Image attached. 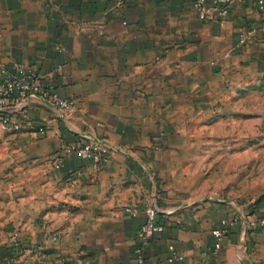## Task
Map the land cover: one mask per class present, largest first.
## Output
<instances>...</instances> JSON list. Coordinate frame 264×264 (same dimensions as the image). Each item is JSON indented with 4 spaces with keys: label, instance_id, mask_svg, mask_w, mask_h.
I'll return each instance as SVG.
<instances>
[{
    "label": "crops",
    "instance_id": "0c3cea01",
    "mask_svg": "<svg viewBox=\"0 0 264 264\" xmlns=\"http://www.w3.org/2000/svg\"><path fill=\"white\" fill-rule=\"evenodd\" d=\"M194 1L0 0V78L3 69L15 72L18 64L76 105L65 112L46 98L31 99L11 114L19 128L0 125V144L15 132L19 141L30 133L32 141L42 138L56 148L89 139L112 147L104 165L64 155L60 173L34 170L46 183L31 184L32 196L19 198L22 208L15 204L11 218L20 219L15 230L34 264H134L136 233L145 217L131 216L123 206L134 203L143 210L151 201L165 229L151 238L147 264H264V226L257 225L264 198L255 206L240 204L220 197L224 190L215 185L202 192H162L154 178L162 169L142 149L170 141L153 140L151 130L167 127V113L184 112L183 96L208 82L215 68L264 70L259 0H233L221 22L201 20ZM22 188L14 185L15 196ZM222 219L235 222L216 248L212 231ZM41 220L58 241L44 236ZM170 245L182 260L168 261ZM15 249L11 234H1L0 264Z\"/></svg>",
    "mask_w": 264,
    "mask_h": 264
},
{
    "label": "rangeland",
    "instance_id": "374dc122",
    "mask_svg": "<svg viewBox=\"0 0 264 264\" xmlns=\"http://www.w3.org/2000/svg\"><path fill=\"white\" fill-rule=\"evenodd\" d=\"M198 85L183 96L184 112L167 113V127L151 130L153 140L169 136L170 141L142 148L152 155L157 171L162 169V176H154L157 188L164 192L167 187H196L202 192L212 185L222 186L220 197L225 194L240 204L255 206L264 198V70L220 66L208 82ZM6 136V143L0 144V235L13 238L15 228H21L16 227L20 219H11L15 204L18 207L32 196L31 184L46 183V176L37 177L34 170L52 168L60 173L65 154L63 146L50 147L42 138L32 141L30 133L23 134L22 141L15 132ZM62 180L60 175L57 184ZM15 184L23 187L17 196ZM23 207L24 214H30ZM40 228L44 236L58 241L48 222L41 220Z\"/></svg>",
    "mask_w": 264,
    "mask_h": 264
},
{
    "label": "built area",
    "instance_id": "2783aa9c",
    "mask_svg": "<svg viewBox=\"0 0 264 264\" xmlns=\"http://www.w3.org/2000/svg\"><path fill=\"white\" fill-rule=\"evenodd\" d=\"M233 0H195L194 8L198 17L203 21L221 22L229 14ZM259 9L264 18V0H259ZM252 32L242 35L239 43L244 44L246 39ZM14 71L3 69L4 78H0V125L4 128H19L13 123L11 114L17 112L19 107L27 104L31 99L36 97L46 98L49 103L65 112H74L76 109L75 102L70 99L61 97L58 93L46 87L41 80L38 72L30 69L22 68L20 65L13 66ZM65 155H74L79 159L89 161L95 166L104 165L109 162L112 153V147L107 142L89 139L68 143L63 146ZM124 210L131 216L144 214V221L140 224L134 247V264L146 263V250L151 238L157 234H161L165 226L159 220V210L154 202L148 203L141 210L134 203L124 204ZM240 218V215L238 216ZM235 220L222 219L221 225L215 228L212 233L216 239L215 247L221 246V241L225 235L229 233L230 225ZM257 225L264 226V217L257 221ZM15 250L7 252L4 258V264H34L31 259L21 248L22 241L20 233L16 231L13 236ZM171 255L168 258L170 263L176 260H182L183 256L177 254L175 246L170 245Z\"/></svg>",
    "mask_w": 264,
    "mask_h": 264
}]
</instances>
